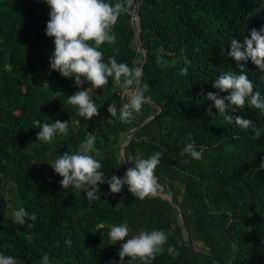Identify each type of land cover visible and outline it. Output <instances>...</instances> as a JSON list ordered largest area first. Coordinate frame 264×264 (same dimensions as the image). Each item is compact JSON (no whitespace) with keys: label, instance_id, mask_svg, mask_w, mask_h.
Listing matches in <instances>:
<instances>
[{"label":"trees","instance_id":"obj_1","mask_svg":"<svg viewBox=\"0 0 264 264\" xmlns=\"http://www.w3.org/2000/svg\"><path fill=\"white\" fill-rule=\"evenodd\" d=\"M138 2L146 55L137 50L133 24ZM49 13L46 0H0V253L20 264H41L46 253L50 264H119L122 242L111 244L108 225L127 222L130 236L153 229L169 234L165 251L150 264H220L210 256L224 264H264V168L259 167L264 134L255 139L250 129L208 115L210 106L213 113L217 109L206 99L208 92H219L212 82L220 73L239 74L228 55L230 39L243 42L252 28L264 27V0H135L134 9L114 26L115 44L100 49L105 63L114 56L143 69L150 99L130 123L107 110L129 99L111 81L95 90L83 85L100 108L92 120L79 117L77 107L67 103L81 88L74 78L50 69L55 44L46 35ZM184 68L187 75H181ZM247 75L257 85L254 91L264 95V73L250 60ZM229 114L252 120L264 133V114L258 110L246 106ZM55 120L69 122L68 134H57L52 143L38 141L39 127ZM88 135L96 136L97 152L90 154L109 177L123 178L137 155L163 153L155 170L160 194L174 196L202 253L192 248L167 198L136 199L127 185L111 194L104 183L101 198L89 203L86 193L61 186L62 177L48 162L77 152ZM187 143L202 151V160L181 155ZM20 207L35 213L37 219L28 221L32 227L14 223L11 210ZM168 245L180 255H169Z\"/></svg>","mask_w":264,"mask_h":264},{"label":"clouds","instance_id":"obj_2","mask_svg":"<svg viewBox=\"0 0 264 264\" xmlns=\"http://www.w3.org/2000/svg\"><path fill=\"white\" fill-rule=\"evenodd\" d=\"M50 7V19L47 22L46 35L54 37L55 50L50 57V69L59 72L66 78H74V82L81 90L68 96L67 103L78 109V116L85 120H92L99 115L100 108L92 99L89 87L83 88L87 82L91 89H101L109 85V81L127 91L134 89L126 103L119 108L115 102L108 106L111 117H116L122 123H130L135 115L142 111V107L150 97L145 93L149 90L147 83H142L143 69L130 67L127 63L117 62L114 56L104 62L102 45H113L117 40L114 26L122 14H128L134 9L135 0H46ZM231 49L228 55L237 62L239 74L228 71L222 72L212 82V86L219 92H208L206 99L214 102L217 113L208 108V115L218 114L228 124L254 133L259 139L262 130L252 120L244 116L229 114L243 111L245 107L256 109L264 114V95L255 90L257 85L247 75V62L250 60L264 73V27L252 28L250 36H244L243 42L231 38ZM157 58V63H161ZM181 75H187V69H181ZM264 80V76L261 77ZM221 92L229 93L221 96ZM69 122L55 120L52 123H43L37 133V140L52 143L57 134L67 135ZM96 136L88 135L81 142L75 153L65 152L48 162L55 173L62 179L59 181L64 189L74 186L73 190L86 193L89 203L101 198L100 185L107 183L111 194H119L127 185L129 192L136 198H156L161 191L158 177L155 175L157 166L162 162L163 153L156 152L148 158L137 155L134 166L129 167L123 178L118 175H106L102 163L90 153L97 152L95 147ZM189 155L195 160H202V151H198L193 143H187L181 155ZM122 157H118V161ZM126 162L123 160L122 164ZM260 168H264V161ZM118 206V204L116 205ZM37 219L35 213H29L24 207L13 212V221L25 225L28 221ZM28 223V227H32ZM111 244L122 242L119 251V264H150L158 254H163L168 244L169 234L164 230H141L137 235L130 236L131 229L127 222L119 225H108ZM126 241V242H124ZM71 246L72 241H65ZM167 252L173 257L180 255L172 245H168ZM128 257L130 259L125 260ZM0 264H20L12 255L0 253ZM41 264H50L49 255H43ZM112 264H116L115 261Z\"/></svg>","mask_w":264,"mask_h":264},{"label":"water","instance_id":"obj_3","mask_svg":"<svg viewBox=\"0 0 264 264\" xmlns=\"http://www.w3.org/2000/svg\"><path fill=\"white\" fill-rule=\"evenodd\" d=\"M139 6H140V3L138 2L137 5H136V8H135V11H134L133 24H134V27H135V30H136V33H137V50H139V51H143V52L145 53V55H146V52H145L144 48L142 47L141 38H140L141 23H140V18H139ZM136 17L138 18V22H137V20H136ZM150 118H151V116L148 117L146 120H148V119H150ZM146 120H145V121H146ZM145 121H144V122H145ZM144 122H143V123H144ZM141 124H142V123H141ZM139 126H140V125H139ZM139 126H138V127H139ZM138 127H137V128H138ZM137 128L133 129V131H132L131 134H130V137H131V135L134 133V131H135ZM122 154H123V156H124V149H122ZM159 196L169 199V200L174 204V206L177 208V210H178V212H179V214H180V216H181V218H182V221H183V223H184L186 229L188 230L189 240H190V242H191V246H192V248H193L194 250H196L198 253H202V252L198 251V249L195 247V245H194V243H193V239H192V236H191V231H190V229H189V226H188V224H187V221H186V219H185V216H184L182 210L180 209V207L178 206V204L175 202L174 196H173L172 194H167V193L159 194ZM210 257H212L213 259L219 261L220 264H224V262H223L219 257H216V256H210Z\"/></svg>","mask_w":264,"mask_h":264},{"label":"rangeland","instance_id":"obj_4","mask_svg":"<svg viewBox=\"0 0 264 264\" xmlns=\"http://www.w3.org/2000/svg\"><path fill=\"white\" fill-rule=\"evenodd\" d=\"M132 91H133V90H128V91H126V92H125V96H126V97H129V96L131 95ZM14 210H16V209H15V208H12L11 212L13 213Z\"/></svg>","mask_w":264,"mask_h":264}]
</instances>
